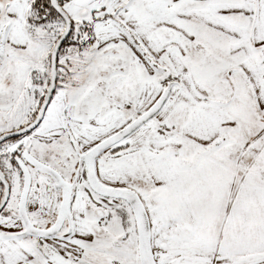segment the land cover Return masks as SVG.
<instances>
[{"label":"snow or ice","instance_id":"snow-or-ice-1","mask_svg":"<svg viewBox=\"0 0 264 264\" xmlns=\"http://www.w3.org/2000/svg\"><path fill=\"white\" fill-rule=\"evenodd\" d=\"M0 264H264V0H0Z\"/></svg>","mask_w":264,"mask_h":264}]
</instances>
